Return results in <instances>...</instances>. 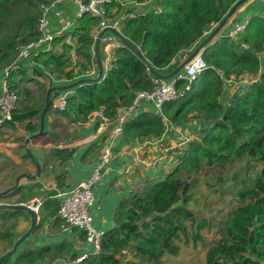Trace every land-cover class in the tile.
I'll return each instance as SVG.
<instances>
[{"label":"trees","instance_id":"1","mask_svg":"<svg viewBox=\"0 0 264 264\" xmlns=\"http://www.w3.org/2000/svg\"><path fill=\"white\" fill-rule=\"evenodd\" d=\"M132 1L135 3L126 10V5L119 1L104 5L105 18L109 22L119 21L117 28L124 41L114 47L110 64L97 82L83 83L69 90L67 106L61 114L73 123H86L98 111L105 120L112 121L119 109L132 103L137 91L154 86L153 80L157 77L150 72L149 65L161 75L171 72L237 0ZM40 2L50 3L49 0H0V70L14 64L18 46L38 37L39 32L32 27L42 15ZM69 3L74 6L70 0H61L53 7L67 10L65 6L72 8ZM143 6L146 8L142 9ZM49 15L50 10L47 20ZM54 17L58 22L59 17ZM100 20L97 14L83 13L66 33L53 37L48 49L27 57L31 62L28 69L17 62L5 79L1 78L18 96V105L6 125L14 129L19 124L29 134L39 129L46 91L38 98L30 88H20L18 80L30 82L36 81L32 76H51L61 82L52 84L59 85L86 77V72L97 67L92 47ZM52 23L53 20L48 22L50 32H54ZM66 34L73 38V43ZM240 35L237 40L224 36L204 49L201 56L209 67L196 75L183 97L166 101L160 113L153 107L140 109L148 105L142 102L126 119L120 135L130 137L161 135L166 129L164 118L177 125L196 120L199 126L194 139L168 149L179 163L165 178L145 179L140 187L134 186L133 191L120 199L113 212V225L101 230L100 251L77 264H164V257L175 256L182 246H187V222L194 226L193 241L201 238L200 229L210 226L208 217L201 214L197 218L190 209L196 192L192 176L205 168L223 165L229 170L237 166L226 178L223 175L217 178L220 183L234 184L236 207L219 227L217 245L206 254L205 264H264V61L259 55L264 51V18L253 16ZM127 40L138 46L148 63L130 49ZM244 75H250L247 79L252 82L242 83ZM228 80H235L239 86L231 95H223L225 86L231 84ZM186 82L179 79L176 87L184 89ZM37 84L40 86L38 81ZM58 94L55 91L53 98ZM100 121L98 118L95 128ZM53 153L61 165L73 156L74 150L60 148ZM250 165L253 170L247 178L244 172ZM204 177L207 186H215L208 182V173ZM241 182H248L249 186L243 187ZM30 187L19 185L6 196L22 193L16 201L19 204L25 201V189ZM58 209V202L53 204L48 199L46 204L42 202L38 209L40 219L33 232L45 229L46 220L58 218ZM23 222H29L26 211L0 209L3 252L13 245L18 237L14 230ZM29 241L24 240L4 264H42L45 256H49L47 262L52 261L50 253L39 256L36 252L48 248L34 249ZM126 252L132 255L133 261L125 259Z\"/></svg>","mask_w":264,"mask_h":264},{"label":"crops","instance_id":"2","mask_svg":"<svg viewBox=\"0 0 264 264\" xmlns=\"http://www.w3.org/2000/svg\"><path fill=\"white\" fill-rule=\"evenodd\" d=\"M133 3L135 2L129 0V5L125 7V10L131 8ZM70 6L73 8L71 4ZM255 15L264 17V0H249L240 6L228 18L223 32L231 28L234 23L248 22ZM51 20L54 22L52 23L53 31L65 28L64 25L61 28L57 26L58 22L53 15L51 16ZM215 36L212 39L213 42L218 39ZM106 49L110 51L113 49V46L108 45ZM101 59L102 66L105 69L110 64L112 55L108 56L107 53H102ZM20 62L23 68L26 69L29 68L31 63L27 58L21 59ZM1 71L0 85L2 82ZM32 77L36 81L27 82L20 79L18 80L19 86L20 88H30L38 98L41 93L43 94L53 85V81L61 83L55 78L52 80L47 76ZM37 81L40 83V86L37 84ZM150 107V105H142L140 109H148ZM60 115L63 116V114ZM93 116L86 123L71 122L68 130H70L72 135L69 138H64L61 133L65 132L63 127L67 125L66 119L61 121L60 118L56 117L47 118L45 119L44 134L30 140L27 145H25V139L30 134L22 126L16 125L14 129L10 128L6 123L0 126V158H4L0 167H4V165L13 167L11 175L5 176L7 181L11 182L6 188L13 185L12 182L19 173H33L35 171L30 158L25 156L26 146L30 148L43 166L39 179L35 182L30 183L24 179L20 180V184L26 182V185H31L29 189H25V201L20 203H26L31 199H37L45 204L47 199L53 204L55 202L59 203V196H63L65 191L71 189L72 186L76 185L90 173L94 163L98 160L101 144L112 126L111 121L101 118L102 121L95 128L97 119H100V117L95 113ZM36 117L34 116V120H36ZM165 122L167 123L166 130L159 136L130 137L121 135L116 140L109 163L106 165L100 180L95 186V203L89 209L93 216L94 225L100 230L104 231L111 228L113 225V212L117 209L122 197L133 191L136 187H140L145 179L154 181L162 179L172 169L176 162L167 152L168 149L170 147L185 145L193 136L192 132L195 133L199 126L196 120L191 124L183 125L187 126L188 131V134L183 135V127L178 128L176 124L170 125L167 120ZM176 128L179 130L178 133H176ZM55 132L58 135L54 134ZM55 140H58V142ZM60 148L72 149L74 153L70 159L58 165L53 151ZM26 161H29L30 164L25 165ZM36 184L39 187H36ZM20 194L22 193H17L14 197L7 196L12 199L6 201V203H16ZM27 227L28 223L23 222L18 228L26 229ZM46 232L48 233L46 234ZM30 244L34 249L49 245L51 248L36 250V252H39V256L42 253H50V257H53L51 262L60 264H63L62 262L64 261H69L68 258L60 259V257L78 254L91 247L89 243L86 244L84 239H82L81 229L73 228L71 231H62L56 217L49 219V225L33 235ZM44 259L46 263H49L47 262L49 256H45Z\"/></svg>","mask_w":264,"mask_h":264},{"label":"built area","instance_id":"3","mask_svg":"<svg viewBox=\"0 0 264 264\" xmlns=\"http://www.w3.org/2000/svg\"><path fill=\"white\" fill-rule=\"evenodd\" d=\"M61 0H49L50 3L40 2L39 10L41 11V17L39 18V37L33 41L25 44L15 61H18L24 57H28L31 53H35L40 47L48 49L50 47V41L53 38V34L48 30V20L47 13L50 8L54 6L55 3ZM77 9L76 16H81L85 12H92L101 17L99 29L102 30L107 26H112L117 28L118 20H115L112 24L108 23L105 19V9L104 5L112 1L122 0H70ZM244 25L236 24L234 25L228 35H235L239 30H242ZM103 42H106L107 46L112 45L113 47L118 46L120 43L117 42L116 37L113 35L103 36ZM34 48L35 50H31ZM106 53L109 56L110 51L106 49ZM206 67L205 60L201 55L195 56L191 59L177 74L174 78L161 79L154 78V86L150 90L137 91L133 98L132 103L122 108L116 115L109 135L106 137L102 143V149L100 150V155L98 161L92 168L90 174L79 181L73 188L68 192V195L63 199L61 207L59 210L60 218L62 219L63 226L67 229L70 227H79L83 229L86 233L85 241L92 245L93 252H98L100 248V239L102 237L103 231L94 227L92 221L93 218L90 214V207L94 204L95 198L92 192V187L100 180L102 172L104 171L106 165L108 164L111 157V148L115 142L116 137H118L122 130L126 119L129 118L142 103H149L160 108L161 104L168 99H174L182 95V92L177 90L176 81L179 79H186L187 83L185 88H188L190 82L195 77L196 73L200 72ZM12 65L7 66L4 69L3 78L7 76L10 72ZM247 78L243 79L246 80ZM18 96L15 91L10 90L5 82L0 88V126L4 125L6 121L11 120L12 112L17 106ZM67 102V92L59 94L53 99L52 106L54 109L62 110L66 107ZM88 253H83L80 257H77L74 262H79L81 259L85 258ZM47 264V263H45Z\"/></svg>","mask_w":264,"mask_h":264},{"label":"rangeland","instance_id":"4","mask_svg":"<svg viewBox=\"0 0 264 264\" xmlns=\"http://www.w3.org/2000/svg\"><path fill=\"white\" fill-rule=\"evenodd\" d=\"M123 4L128 6L129 4V0H122ZM152 5V4H149ZM67 10H65V8H63V12L62 10L59 9H55L54 7L50 8V17L48 19V22L51 20V16H58V24L57 26L59 28H61L62 25L64 24H72L75 21V17H76V6L74 5L73 8H69L68 6H65ZM143 8H146V6H143ZM66 14V15H65ZM228 21V20H227ZM226 21V22H227ZM217 24H215L214 26L211 27V29H213ZM39 28V23L34 24V26L32 27L33 31H38ZM226 28V24H224L222 26V28L220 29V32L215 36L218 37V39L213 42H210V47L217 43L225 34V32H223V29ZM65 33L67 32V30L64 31ZM63 32L58 33L57 35H61ZM40 35V33H39ZM38 35V37H39ZM66 36H68L66 34ZM73 38H70V36H68V40L73 43L74 40H72ZM235 39V38H232ZM52 41V39H51ZM50 41V42H51ZM212 43V44H211ZM106 47L107 44L106 42H101V48H102V53L106 54ZM61 48V44H59V48L58 50ZM31 50H35L34 48H32ZM113 49L110 50V53L112 52ZM261 58H264V52L261 53ZM264 61V59H263ZM94 71L93 74H95ZM89 75H92L91 72H89ZM253 75V74H252ZM1 76H2V71H1ZM251 77L250 75H244L242 77V79ZM253 77V76H252ZM51 78V76H50ZM53 80V77H52ZM229 81V80H228ZM231 84L229 86H225L224 89V94H229L231 95L235 89L239 86V84L235 81V80H230ZM246 82H252L248 79L243 80L242 83H246ZM53 83H55L53 81ZM56 85V84H53ZM51 117H56V118H60L61 121H64L66 119L67 125H65L63 128L65 130V132H61L62 136H64V138H69L72 133L70 132V130H68V126L71 123V119L67 116H62L60 115V113L58 112H52L50 111L48 114L45 113V118H51ZM169 121V120H167ZM19 125V124H18ZM185 125V124H184ZM20 126V125H19ZM178 126V128L183 127V135L188 134L187 131V126H183V125H176ZM179 130L176 128V133H178ZM67 133L69 134L67 136ZM44 134V133H43ZM194 133L192 132V135ZM194 136H192L191 138H193ZM57 144V143H55ZM95 146V144H94ZM4 160V158H0V165L1 162ZM15 163V162H14ZM25 165H29V161H26L24 163ZM47 166V165H46ZM12 168L9 165H4V167H0V191L5 189L7 185L11 184V182L7 181V178L5 176H10L12 173ZM236 168L233 167L230 170H236ZM228 166L223 165V166H218L216 168H205L203 169L199 174H195L194 176H192V180L195 181L196 183V187L193 191H196L195 194L193 195V198L190 201V209H192L198 218V215H205L206 217L209 218L210 220V226L206 227V228H202L200 229L199 233L201 238L193 241L192 240V233H193V227L192 225H190L187 222V229L189 232V242L187 244V246H182L178 252L177 255L175 256H171V255H167V257L163 258V262L164 264H205V259H206V254L209 253V251L211 249H213L216 245H217V239L219 238V227L222 225L223 221L225 220L226 217L229 216V214L231 213V211L236 207V205H234L236 202L233 200V198L235 197L234 191V184L228 181H225L223 183L218 182L217 178L219 177V175H223V177L225 176V178L229 175V171ZM253 170V166L250 165L249 166V170L246 172H244L246 174L247 178H250L251 176V172ZM30 171L32 172V170L30 169ZM208 173L209 174V183L210 184H214L216 187V189H210V188H214V187H209L206 185L205 181V177L204 174ZM240 182V181H239ZM241 185L243 187H247L249 186L248 182H241ZM39 187L38 184H36V187ZM36 194V193H34ZM37 195V194H36ZM12 198H8L6 197H0V202L1 203H5L8 200H11ZM204 201V202H203ZM212 213V214H210ZM192 223V222H191ZM22 223H20L19 225L21 226ZM19 227V226H18ZM0 228H3V226H0ZM48 232H46L47 234ZM35 237H37V235H35ZM3 243L4 240H2L0 238V253L3 250ZM46 248H50V246H45ZM5 250V249H4ZM3 250V251H4ZM125 259H128L130 261H133V257L129 252L125 253Z\"/></svg>","mask_w":264,"mask_h":264},{"label":"water","instance_id":"5","mask_svg":"<svg viewBox=\"0 0 264 264\" xmlns=\"http://www.w3.org/2000/svg\"><path fill=\"white\" fill-rule=\"evenodd\" d=\"M244 1L246 0H238L236 1L232 7L229 9V11L226 13V15L222 18V20L209 32V34L197 45L181 62L169 73L161 75L157 73L152 65H149V70L153 74V76L158 77V78H164L168 79L172 76H174L178 71H180L183 66L189 62L195 55L200 54L202 50L211 42V40L214 38V36L220 31L222 26L226 23L228 18L235 12V10L241 5ZM105 31H110L114 33L118 38H121L122 41H124V38L122 35L114 28L112 27H107L103 32L99 33L97 38L95 39L94 42V56H95V61L97 65V75L95 77H87V78H80L74 82L68 83V84H62V85H55V86H50L45 93V101L44 105L42 107V110L40 112V120H39V129L37 132L31 133L26 139H25V145L29 143L30 140L42 135L44 133V128H45V113L49 108L51 99H52V94L55 91L62 92V91H67L69 89H72L76 86H79L80 84L83 83H89V82H97L103 73V66H102V60H101V52H100V38L103 35ZM127 45L130 47V49L145 63H148L144 55L141 53L140 49L138 48L137 45L130 41H125ZM26 153L28 154L30 160L35 166V171L34 173H20L19 175L16 176L14 184L4 190L0 191V197H4L6 194L11 192L12 190L16 189L19 186V182L21 179H27L29 181H35L41 174L42 171V165L38 161V159L35 157L34 153L30 150L29 147L26 146ZM38 204L37 200L32 201L31 205L28 204H13V203H1L0 202V209L1 210H24L29 214L30 218V225L29 227L19 236L17 239L14 241L12 247L7 250L6 252L2 253L0 255V264H3L4 260L7 257L12 256L19 246L22 244L24 240L29 238L31 236L34 228L38 224V214L37 212L33 209L36 207Z\"/></svg>","mask_w":264,"mask_h":264},{"label":"clouds","instance_id":"6","mask_svg":"<svg viewBox=\"0 0 264 264\" xmlns=\"http://www.w3.org/2000/svg\"><path fill=\"white\" fill-rule=\"evenodd\" d=\"M237 1H238V0H237ZM247 1H249V0L244 1L241 5H239V7L242 6L244 3H246ZM121 2H122V1H121ZM235 2H236V1H235ZM235 2H234V3H235ZM122 3H123V2H122ZM234 3H233V4H234ZM239 7H238V8H239ZM238 8H237V9H238ZM237 9H236V10H237ZM236 10H235V11H236ZM233 14H234V13H233ZM79 17H80V16H76V18H79ZM261 17H262V16H261ZM76 18H75V19H76ZM263 18H264V17H263ZM105 19H106V18H105ZM116 20H117V19H116ZM250 20H252V18H251ZM250 20H249L248 22H238V23H234V24L231 26V28H232L234 25H236V24H242V25H244L243 29H242V30H239L235 35H228V32H229L230 29H231V28H229V29L226 31V34L223 35V37H224V36H227V37H229V38H231V39H232V38H235V39L237 40L238 37L241 36L240 34H242L243 32L246 31L247 26H248ZM100 21H101V20H100ZM100 21H99V22H100ZM106 21H108V20L106 19ZM114 21H115V20H114ZM114 21H113V22H114ZM113 22H109V21H108V23H110V24H112ZM74 23H75V21H74L72 24H64V26H65L64 29H59L58 31L51 32V33L53 34V37H54L56 34L60 33V32H64L66 29L68 30L72 25H74ZM117 25H119V21H118V24H117ZM107 27H112V26H107ZM107 27H105V28L102 29V30H100L99 27L97 28L96 33H95V35H94V42H95V39L97 38L98 34L101 33V32H103ZM112 28H113V27H112ZM114 29H116V30L120 33V30H118V28H114ZM120 34H121V33H120ZM105 35H113V36L116 37L117 42L122 43V39H118V37H117L114 33L110 32V31H105V32L103 33V35L101 36V38H100V46H101V42L103 41L102 38H103V36H105ZM37 38H38V37H37ZM37 38H36V39H37ZM52 39H53V38H52ZM34 40H35V39H34ZM120 40H121V41H120ZM32 41H33V40H32ZM50 43H51V42H50ZM26 44H27V43H26ZM24 45H25V44H24ZM24 45H20V46H18V53H17V56H18V54H19L21 48H22ZM207 46H209V45H207ZM207 46H206V47H207ZM116 47H117V46H116ZM206 47H205V48H206ZM205 48H204V49H205ZM44 49H46V48H45V47H44V48L40 47L39 49H37V50L35 51V53H31V54L34 56V55L37 54L39 51H44ZM113 49H114V47H113ZM92 51H93V52H92V53H93V57L95 58V56H94V45H93V47H92ZM112 51H113V50H112ZM203 51H204V50H202V51L200 52V54H197V55H195V56L201 55ZM100 52H101V50H100ZM263 52H264V51H263ZM261 53H262V52L259 53L260 57H261ZM101 55H102V53H101ZM110 55H112V52H111ZM187 55H188V54H187ZM187 55H185V57H186ZM28 56H29V55H28ZM195 56H194V57H195ZM185 57H184V58H185ZM194 57H193V58H194ZM201 57H202V56H201ZM16 58H17V57H16ZM24 58L26 59L27 57H24ZM184 58H183V59H184ZM193 58H192V59H193ZM202 58H203V57H202ZM22 59H23V58H22ZM183 59H182V60H183ZM203 59H204V58H203ZM261 59H264V58H261ZM15 60H16V59H15ZM20 60H21V59H20ZM20 60L15 61L13 65L11 64V65H12V68H14L15 65L17 64V62H20ZM101 60H102V59H101ZM204 60H205V59H204ZM180 62H181V61H180ZM205 62H206V61H205ZM187 63H188V62H187ZM187 63H186V64H187ZM186 64H185V65H186ZM185 65H184V66H185ZM9 66H10V65H9ZM184 66H183V67H184ZM6 67H7V66H6ZM6 67H5V68H6ZM207 67H209V65H208L207 62H206V67H205L204 69H206ZM5 68H3V70H2V78H3V74H4V69H5ZM12 68H10V70H11ZM182 69H183V68H182ZM182 69H181V70H182ZM204 69H202V70H204ZM103 70H104V67H103ZM181 70L178 71V72H177L174 76H172V77L174 78L177 74H179V73L181 72ZM202 70H201V71H202ZM94 71H97V67H95V66H94V69H92L91 71L86 72L87 76H86V77H83V78H87V77H95V76L97 75V72H95V74H93ZM201 71H200V72H201ZM89 72H91L92 75H89ZM200 72L196 73V75L199 74ZM102 74H103V73H102ZM196 75H195V77H196ZM172 77H170V78H172ZM195 77H194V78H195ZM48 78L51 79L50 77H48ZM157 78H158V77H157ZM170 78H168V79H170ZM194 78L192 79V81L194 80ZM79 79H80V78H79ZM161 79H164V78H161ZM255 79H256V78H255ZM255 79H254V80H255ZM77 80H78V79H77ZM192 81H191V82H192ZM191 82H190V84H191ZM228 82L231 83L230 80H229ZM186 83H187V82H186ZM249 83H250V82H249ZM2 84H3V82H2ZM64 84H66V83H64ZM67 84H68V83H67ZM57 85H58V84H57ZM59 85H62V84H59ZM1 86H2V85H1ZM51 86H55V85H51ZM0 88H1V87H0ZM152 88H153V87H152ZM176 88H177V90H179V91L182 92V95L179 96V97H177V98L171 99V100H176V99H179V98L183 97L184 92L190 88V85H189L188 88H185V85H184V89H181V88H178V87H176ZM236 89H237V88H236ZM236 89H235V90H236ZM69 90H70V89H69ZM69 90L59 92V94L64 93V92H67V97H68V95H69ZM149 90H150V89H149ZM45 93H46V92H45ZM59 94H58V95H59ZM134 96H135V95H134ZM56 97H57V96H56ZM54 98H55V97H54ZM54 98H53V94H52V99H51V102H50V105H49V108H50V106H51V108H50L51 110L48 108V110L46 111V114H48L50 111H52V112H58V113L61 114V111H63V110L66 109V107H65L64 109H62V110H58V109L56 110V109H54L53 106H52V103H53V99H54ZM167 101H170V99H168ZM165 102H166V101H165ZM165 102H163L160 106L162 107V105H163ZM43 105H44V104H43ZM148 105H150L151 107H153L154 110H155L156 112H158V113L161 112V107H160V108H156V106L151 105V104H149V103H148ZM66 106H67V102H66ZM126 107H127V106H126ZM123 108H124V107H123ZM121 109H122V108H121ZM121 109H119V111H120ZM41 110H42V109H41ZM40 112H41V111H40ZM135 112H136V111H135ZM135 112H134V113H135ZM97 113H98V115L100 116V118H102V119L105 118V117L103 116V113H101V111H98ZM115 117H116V116H115ZM45 119H46V118H45ZM114 119H115V118H114ZM114 119L111 121L112 126H113V124H114ZM127 119H128V118H127ZM39 120H40V117H39ZM165 120H168V118H164V121H165ZM168 123H169L170 125H173V123H171V122H169V121H168ZM176 125H177V124H176ZM112 126H111V128H112ZM166 126H167V123H166ZM110 130H111V129H110ZM110 130H109L107 136L109 135ZM165 130H166V129H165ZM165 130H164V131H165ZM164 131H163V132H164ZM44 132H45V131H44ZM161 134H162V133H161ZM107 136H106V137H107ZM120 136H121V135H119L118 137H116L115 142H116V140H117ZM193 136H194V137L191 138V139H189V140L194 139V138L196 137V133H194ZM106 137L104 138V140L106 139ZM104 140H103V142H104ZM189 140H188V141H189ZM188 141H187V142H188ZM103 142H102V143H103ZM115 142H114V144H115ZM114 144H113V146H114ZM102 145H103V144H101L100 150L102 149ZM113 146H112V148H111V156H112V152H113V150H112V149H113ZM26 154H27V153H26ZM99 155H100V152H99ZM26 157H29L28 154H27ZM98 158H99V157H98ZM30 161H31V160H30ZM97 161H98V160H97ZM97 161H96V162H97ZM31 162H32V161H31ZM96 162L94 163V165L96 164ZM175 162H176V163H175V165L172 167V169H173V168L179 163L178 160H177V161L175 160ZM108 163H109V162H108ZM33 165H34V164H33ZM94 165H93V167H94ZM34 167H35V166H34ZM93 167H92V168H93ZM42 169H43V166H42ZM172 169H171L169 172H171ZM91 170H92V169H91ZM90 172H91V171H90ZM169 172H168V173H169ZM21 173H23V172H21ZM33 173H34V172H33ZM168 173H166V174L163 176V178H165V176H166ZM19 174H20V173H19ZM19 174H18V175H19ZM29 174H30V173H29ZM89 174H90V173H89ZM89 174H88V175H89ZM102 174H103V172H102ZM88 175H87V176H88ZM16 176H17V175H16ZM16 176H15V178H16ZM87 176H86V177H87ZM101 176H102V175H101ZM86 177H85V178H86ZM15 178H14V182H15ZM163 178H162V179H163ZM38 179H39V177H38L36 180H38ZM162 179H160V180H162ZM24 180L29 181V180H27V179H24ZM36 180H35V181H36ZM82 180H83V179H82ZM35 181H29V182H30V183H33V182H35ZM97 183H98V182H97ZM97 183H96V184H97ZM13 184H14V183H13ZM96 184H95L93 187H95ZM19 185H22V186H23V185H26V182H25L24 184H20V182H19ZM11 186H12V185H11ZM11 186H10V187H11ZM93 187H92V192H93ZM72 188H73V186H72ZM72 188H71V189H72ZM71 189H69L68 191H65V193H64L63 196H59V209H58V213H57V216H58L57 219H58V222H59V227H60V229H61L62 231H71L73 228L81 229V228H79V227H72V228L70 227L69 229H67L66 226H63L62 219L60 218V215H59V210H60V207H61V203H62L63 199L68 195V192H69ZM3 190H4V189H3ZM12 191H13V190H12ZM9 193H10V192H9ZM93 194H94V193H93ZM6 195H7V194H6ZM6 195H5V196H6ZM5 196H4V197H5ZM94 198H95V195H94ZM34 200H37V199H31L30 201H28V202H26V203H19V204H28V205H31L32 201H34ZM37 201H38V204H37L36 207H34L33 209H34V210L37 212V214H38V209H39V206H40L41 202H40L39 200H37ZM5 203H6V202H5ZM94 203H95V201H94ZM13 204H16V203H13ZM93 205H94V204H93ZM93 205H92V206H93ZM89 211H90V210H89ZM90 214H91V213H90ZM91 216H92V215H91ZM92 218H93V216H92ZM39 219H40V217H39V214H38V221H39ZM50 219H51V218H50ZM92 223H93V225H94V222H93V221H92ZM29 225H30V218H29V222H28V227H29ZM48 225H49V219L46 220V226H48ZM18 226H19V225H18ZM36 226H37V225H36ZM28 227H27V228H28ZM94 227H96V226L94 225ZM27 228H26V229H27ZM96 228H97V227H96ZM26 229H25V230H26ZM34 229H35V228H34ZM97 229H99V228H97ZM25 230H24V231H25ZM81 230H82V239H84V241H85V239H86V237H85V236H86V233H85V231H84L83 229H81ZM99 230H100V229H99ZM24 231H23L22 228H18V227L14 230V232L16 233V235H17L18 237H19ZM33 231H34V230H33ZM35 233H36V232H32L31 236H29L28 239L31 240V238L33 237V235H34ZM16 239H17V238H16ZM16 239H15V240H16ZM101 239H102V237H101ZM101 239H100V243H101ZM29 242H30V241H29ZM85 243L87 244L88 242L85 241ZM90 245H91V244H90ZM11 247H12V246H11ZM3 250H4V243H3ZM3 250H2V252L0 253V255H1L2 253H4ZM8 250H9V249H8ZM17 250H18V249H17ZM6 251H7V250H6ZM6 251H5V252H6ZM99 251H100V248H99ZM99 251H98V252H99ZM98 252H96V253L93 252V248H92V245H91L90 248H88L87 250L82 251L81 253H78V254L75 253V254H73V255L68 256L67 258L69 259V261H64V262H62V263H63V264H77V263H79L80 261H82L83 259L87 258L88 256H90V255H92V254H97ZM83 253H88V255H87L85 258L81 259L79 262H74L75 259H76L77 257H80ZM12 256H13V255H12ZM12 256H10V257H12ZM7 258H8V257H7ZM60 259H61V258H60ZM63 259H66V258H63ZM12 260H13V258H12ZM12 260H11V261H12ZM12 263H13V262H11L10 264H12ZM45 263H46V262H43L42 264H45ZM3 264H4V262H3ZM47 264H60V263H57V262H50V263H47Z\"/></svg>","mask_w":264,"mask_h":264},{"label":"flooded vegetation","instance_id":"7","mask_svg":"<svg viewBox=\"0 0 264 264\" xmlns=\"http://www.w3.org/2000/svg\"><path fill=\"white\" fill-rule=\"evenodd\" d=\"M7 188H9V187H7ZM7 188H5V189H7Z\"/></svg>","mask_w":264,"mask_h":264}]
</instances>
